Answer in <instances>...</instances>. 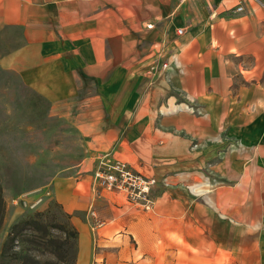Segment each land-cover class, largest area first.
<instances>
[{"label":"crops","instance_id":"obj_1","mask_svg":"<svg viewBox=\"0 0 264 264\" xmlns=\"http://www.w3.org/2000/svg\"><path fill=\"white\" fill-rule=\"evenodd\" d=\"M235 3L0 0L1 64L81 141L46 190L75 264H264V0ZM115 161L157 179L151 209L100 188Z\"/></svg>","mask_w":264,"mask_h":264},{"label":"rangeland","instance_id":"obj_2","mask_svg":"<svg viewBox=\"0 0 264 264\" xmlns=\"http://www.w3.org/2000/svg\"><path fill=\"white\" fill-rule=\"evenodd\" d=\"M7 44L0 40V57ZM71 118L0 62V264H75L77 236L61 207L47 195L36 208L13 202L45 195L79 160L81 141ZM27 220L6 243L12 227Z\"/></svg>","mask_w":264,"mask_h":264},{"label":"built area","instance_id":"obj_3","mask_svg":"<svg viewBox=\"0 0 264 264\" xmlns=\"http://www.w3.org/2000/svg\"><path fill=\"white\" fill-rule=\"evenodd\" d=\"M249 0H236L231 12L233 14L241 13L245 10V5ZM182 29L178 30L181 34ZM102 169L96 173V179L100 186L108 190H118L126 195L128 201L139 207L146 209L153 205V193L158 181L155 177L146 178L142 174L133 171L127 164L121 161L103 162ZM45 195L37 197L35 200L29 202L26 198L21 197L19 200H14V203H21L30 208L38 207ZM101 225V223H100Z\"/></svg>","mask_w":264,"mask_h":264},{"label":"trees","instance_id":"obj_4","mask_svg":"<svg viewBox=\"0 0 264 264\" xmlns=\"http://www.w3.org/2000/svg\"><path fill=\"white\" fill-rule=\"evenodd\" d=\"M31 221L27 220V221H23L21 224H15L13 227H12V230H11V233L9 234V238H8V242L10 241H13L14 238H15V235L14 233L16 232L17 229H19L21 226H25L27 225L28 223H30ZM33 222V221H32ZM57 228H59L60 230L62 231H65V228L62 226V225H55ZM74 234V233H73ZM75 236H76V231H75ZM76 238V237H75Z\"/></svg>","mask_w":264,"mask_h":264}]
</instances>
